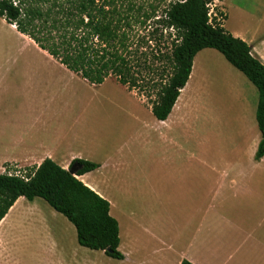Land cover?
<instances>
[{
  "label": "crops",
  "instance_id": "1",
  "mask_svg": "<svg viewBox=\"0 0 264 264\" xmlns=\"http://www.w3.org/2000/svg\"><path fill=\"white\" fill-rule=\"evenodd\" d=\"M228 31L264 63V9L250 27ZM222 56L213 48L196 54L165 120L107 78L136 100L112 105L141 129L130 124L125 133L96 137V113L88 117L79 97L78 87L89 82L0 17V174L14 167L32 171L46 159L64 169L75 160L97 164L78 178L109 202L123 255L53 242L46 218H37L47 215L36 206L42 198L20 197L0 222V264H23L18 255H29L39 238L47 255L39 264H264L259 91ZM111 141L103 153L100 143ZM154 159L158 168L149 165ZM27 223L31 241L22 237Z\"/></svg>",
  "mask_w": 264,
  "mask_h": 264
},
{
  "label": "trees",
  "instance_id": "2",
  "mask_svg": "<svg viewBox=\"0 0 264 264\" xmlns=\"http://www.w3.org/2000/svg\"><path fill=\"white\" fill-rule=\"evenodd\" d=\"M214 2L170 3L160 22L175 30L176 39L171 52L165 53L160 47L152 52L153 58L163 63L162 68L150 66L147 53L139 50L154 40V30L147 42L131 37L132 28L143 27L151 16L135 2L0 0V17L15 24L21 33L90 84L100 85L107 78L115 77L129 90L140 92V84L147 82L143 70L150 76H158L152 81L156 98L148 97L152 112L159 120L170 115L190 77L196 54L205 48L218 50L259 91L256 117L262 140L256 158L260 159L264 156V63L253 56L247 42L224 27L228 14L216 5L213 8ZM74 165L81 166L76 174L70 172ZM97 168L95 163L75 160L69 169H64L46 159L36 169L24 170L25 178L10 175L8 171L0 174V222L20 197L29 201L42 198L75 226L80 245L123 259L119 251V224L110 215L109 202L78 178ZM182 264L192 263L183 261Z\"/></svg>",
  "mask_w": 264,
  "mask_h": 264
},
{
  "label": "rangeland",
  "instance_id": "3",
  "mask_svg": "<svg viewBox=\"0 0 264 264\" xmlns=\"http://www.w3.org/2000/svg\"><path fill=\"white\" fill-rule=\"evenodd\" d=\"M174 1L180 0H128V3L135 2L136 5H141L145 9V11H148L149 15L151 14L150 19L146 21V24H144L143 27H140V25H135L132 28L131 37L135 40L143 38L147 42V39H152L151 34L154 30V40H151L150 42L142 45L141 47L143 48L139 50L141 52L147 53V61H149L150 66L155 68H162L163 63L154 59L152 56V52L157 51L159 47L165 53L171 52L172 43L176 39L177 34L175 30L166 28L164 24L160 22L161 19H163L165 16L167 7ZM215 5L220 10H223L228 14L229 19L224 23L228 30H244L247 27H250L255 21L256 17L260 15L261 11L264 9V0H215L213 8L215 7ZM211 13L214 14L215 11L211 10ZM141 57L142 59H145V57ZM222 59L225 58L223 57ZM143 73L147 76V82L140 84L142 85L140 92H138L137 89L132 91H134L140 98H142L145 103H148L150 105V98L148 96L153 97L152 99L156 98V90L153 83L159 77L155 75L150 76L146 73V70H143ZM219 75L222 77L221 74ZM116 83L118 82L109 80L108 82L103 83L101 87H97L96 89H94L93 87L89 88L88 85H90V83H87L86 87L82 85L78 87L80 102L84 106L85 112L87 111V113L89 114L88 117H90V114L93 111H95L96 113V127H100V129H96V137L101 136L102 138H109L111 134L125 133L126 127H129L130 124L134 131L141 129L140 123H130L129 117L126 116L125 113H120L119 110L113 107L112 104L114 103L130 101L136 102L135 99L125 94L123 90L124 88L121 87L119 83V86H117L118 84ZM202 93L203 96H205V86L202 87ZM201 104L205 106L206 102L203 101ZM209 136L211 139L213 135ZM100 144L101 151L103 153H109L114 143L111 141L107 143L101 142ZM215 145H218L217 141H215ZM149 165L150 167L158 168L157 159L150 160ZM11 170H20L24 172L25 169L19 167L7 169V171ZM38 200H40V202H43L45 205L40 203L36 206L38 207V209L42 210L41 213H45L47 215H37V218H46L47 225L50 227L49 230H51L52 232V238L55 239H51L53 242L57 241L60 244V242L62 241L61 245H65L66 247L84 248L85 250L81 251L92 253V250L80 246L77 240V232L75 226L64 215L56 212L45 200ZM27 203L30 202L27 201ZM23 204L24 203L21 202L19 206L21 207ZM47 208L51 211L50 213H54V215H51L49 213V210L46 211ZM43 210L46 212H44ZM28 225L29 223H27L26 227L21 224V232L23 238V235L26 233V239L31 241V239H34V234L33 236H29ZM37 230L41 231L39 227L37 228ZM27 254L29 255H26V253H22L21 251V253L18 255L20 260L22 259L23 264H39L41 261H45L47 255L46 251L43 248V239H38L37 246L32 243V247L28 250Z\"/></svg>",
  "mask_w": 264,
  "mask_h": 264
},
{
  "label": "built area",
  "instance_id": "4",
  "mask_svg": "<svg viewBox=\"0 0 264 264\" xmlns=\"http://www.w3.org/2000/svg\"><path fill=\"white\" fill-rule=\"evenodd\" d=\"M8 173L10 174V175H15V176H20V177H22V178H25V171L24 172H22V171H20V170H11V171H8Z\"/></svg>",
  "mask_w": 264,
  "mask_h": 264
},
{
  "label": "water",
  "instance_id": "5",
  "mask_svg": "<svg viewBox=\"0 0 264 264\" xmlns=\"http://www.w3.org/2000/svg\"><path fill=\"white\" fill-rule=\"evenodd\" d=\"M78 168H81V166H79V165H74V166L70 169V172H71L72 174H76Z\"/></svg>",
  "mask_w": 264,
  "mask_h": 264
}]
</instances>
